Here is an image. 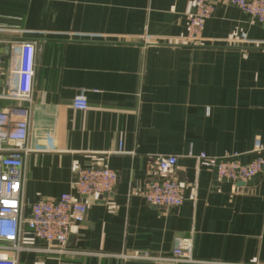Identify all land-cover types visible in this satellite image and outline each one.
<instances>
[{
    "label": "crops",
    "instance_id": "crops-1",
    "mask_svg": "<svg viewBox=\"0 0 264 264\" xmlns=\"http://www.w3.org/2000/svg\"><path fill=\"white\" fill-rule=\"evenodd\" d=\"M185 0H0V53L34 44L23 200L74 194L78 170L108 168L113 192L80 198L84 220L60 252L29 232L17 264H184L174 241L192 238L189 264H264V174L238 186L193 157L252 158L264 141V26L222 0L187 44ZM6 66L0 70V109ZM83 95L87 109L72 100ZM121 153L118 154V145ZM177 157L178 208L146 205L130 188L155 179L154 160ZM186 264V263H185Z\"/></svg>",
    "mask_w": 264,
    "mask_h": 264
},
{
    "label": "built area",
    "instance_id": "built-area-1",
    "mask_svg": "<svg viewBox=\"0 0 264 264\" xmlns=\"http://www.w3.org/2000/svg\"><path fill=\"white\" fill-rule=\"evenodd\" d=\"M193 5L186 15L187 44L201 42L205 22L214 12L215 0H185ZM264 26V0H222ZM34 44L14 43L9 46L6 63L0 54V70L6 66L2 100L15 105L0 109V264H17L18 255L32 251L23 245L26 232L45 244L44 251L60 252L86 215V205L80 198L101 200L116 187L117 175L108 168L78 170L74 175V194H62L54 201L39 200L29 206L28 216L22 190L24 181L23 159L27 154L28 110L20 104H30L34 78ZM76 111L87 109L83 95L71 103ZM120 145L117 153L120 154ZM252 158L243 163L237 155L210 158L204 154L193 157L199 168H206L214 176L232 185L246 184L264 174V141L255 140ZM177 157L158 156L154 160L155 179L129 190V197L140 198L146 205L172 209L185 200H194V192L186 197L185 184L174 179ZM192 238L174 241L172 261L193 263Z\"/></svg>",
    "mask_w": 264,
    "mask_h": 264
},
{
    "label": "water",
    "instance_id": "water-1",
    "mask_svg": "<svg viewBox=\"0 0 264 264\" xmlns=\"http://www.w3.org/2000/svg\"><path fill=\"white\" fill-rule=\"evenodd\" d=\"M8 48H6L5 50H4V55H7L8 54ZM1 54V53H0Z\"/></svg>",
    "mask_w": 264,
    "mask_h": 264
}]
</instances>
